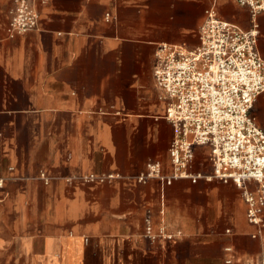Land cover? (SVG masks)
Masks as SVG:
<instances>
[{
  "label": "crops",
  "instance_id": "obj_1",
  "mask_svg": "<svg viewBox=\"0 0 264 264\" xmlns=\"http://www.w3.org/2000/svg\"><path fill=\"white\" fill-rule=\"evenodd\" d=\"M214 3L252 29L235 0H47L38 29L10 37L0 0V264H264L234 183L138 181L150 164L174 174L156 53L198 45ZM253 115L264 127V93ZM210 153L194 147L193 174L213 173ZM148 219L178 238L147 237Z\"/></svg>",
  "mask_w": 264,
  "mask_h": 264
},
{
  "label": "built area",
  "instance_id": "obj_2",
  "mask_svg": "<svg viewBox=\"0 0 264 264\" xmlns=\"http://www.w3.org/2000/svg\"><path fill=\"white\" fill-rule=\"evenodd\" d=\"M235 1L249 9L252 29L243 30L225 20L214 3L205 11L198 45L159 47L154 74L167 101L166 119L175 132L169 149L174 174L163 178L160 166L150 164L147 174L138 181L146 183L158 177L167 184L175 179L196 183L203 178L232 182L242 191L249 223L263 230L264 127L258 125L253 109L264 93V59L258 49L256 24L257 16L264 13V0ZM38 2L47 0H14L10 37L38 29ZM196 146L210 148L211 175L191 172ZM145 234L151 239L178 238L165 227L156 231L150 219Z\"/></svg>",
  "mask_w": 264,
  "mask_h": 264
}]
</instances>
